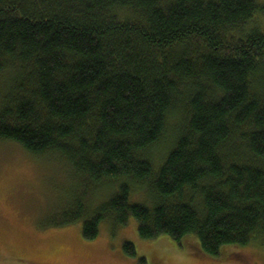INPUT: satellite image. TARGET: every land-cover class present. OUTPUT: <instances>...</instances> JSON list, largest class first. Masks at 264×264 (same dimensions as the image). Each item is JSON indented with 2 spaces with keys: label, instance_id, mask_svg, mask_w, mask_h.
Masks as SVG:
<instances>
[{
  "label": "trees",
  "instance_id": "obj_1",
  "mask_svg": "<svg viewBox=\"0 0 264 264\" xmlns=\"http://www.w3.org/2000/svg\"><path fill=\"white\" fill-rule=\"evenodd\" d=\"M259 17L257 0H0V140L99 190L121 183L92 212L74 198L55 225L85 217L92 239L134 217L140 238L192 235L214 257L264 234Z\"/></svg>",
  "mask_w": 264,
  "mask_h": 264
},
{
  "label": "rangeland",
  "instance_id": "obj_2",
  "mask_svg": "<svg viewBox=\"0 0 264 264\" xmlns=\"http://www.w3.org/2000/svg\"><path fill=\"white\" fill-rule=\"evenodd\" d=\"M259 24H264L261 17ZM9 75L8 71L0 74V90ZM171 134L170 128L164 139ZM167 145L160 142L151 148L155 163L161 161ZM120 184H104L99 190L65 160L36 156L16 141L0 140V264H264L263 233L246 245H226L214 257L197 248L192 235L179 241L168 234L142 239L134 217L123 225L102 220L92 239L82 234L85 217L55 225L73 200L78 198L92 212ZM129 200L150 205L135 183H130ZM124 242L133 244V254L124 250Z\"/></svg>",
  "mask_w": 264,
  "mask_h": 264
}]
</instances>
